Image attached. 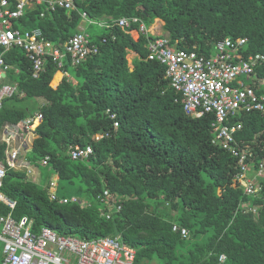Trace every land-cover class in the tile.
<instances>
[{
	"label": "trees",
	"instance_id": "trees-1",
	"mask_svg": "<svg viewBox=\"0 0 264 264\" xmlns=\"http://www.w3.org/2000/svg\"><path fill=\"white\" fill-rule=\"evenodd\" d=\"M9 2L14 8L16 0ZM82 12L101 23L103 33L89 34L97 53L77 66L65 63L69 76H58L49 60L34 78L22 49L4 52L17 92L4 98L0 109L5 168L0 195L15 206L0 200V215L27 216L35 232L47 226L81 239L119 235L136 249L134 264L154 258L160 264H216L221 255L222 264H264V170L256 177L259 190L245 193L237 158L211 143L214 114L185 113L165 66L146 58L148 40L155 36L132 34L137 22L117 24L120 17L136 16L150 26L158 18L173 48L206 56L214 53L216 41L242 37L240 51L247 58L264 48V0H73L72 7L54 10L33 3L13 26L39 27L45 39L63 44L78 31ZM129 51L138 55L132 68ZM250 82L264 93V64ZM37 113L41 119L31 150L19 148L16 164L9 165L11 142L3 139L4 131ZM238 121L235 139L251 152V176L264 161V115L243 112L229 120ZM97 132L105 135L93 140ZM87 143L89 156L70 155V147ZM31 169L45 177L44 183L29 178ZM52 174L74 185L79 202L49 199ZM106 189L110 196L101 198Z\"/></svg>",
	"mask_w": 264,
	"mask_h": 264
},
{
	"label": "built area",
	"instance_id": "built-area-1",
	"mask_svg": "<svg viewBox=\"0 0 264 264\" xmlns=\"http://www.w3.org/2000/svg\"><path fill=\"white\" fill-rule=\"evenodd\" d=\"M29 2L31 5L46 3L51 10L73 6L72 0H16L15 7L11 8L9 0H0V80L7 78L8 71L13 68L4 59V52L11 47H19L24 51L32 64L34 78L45 70L48 60L62 68L66 57L76 65L89 54L97 53V44L83 31L74 33L61 45L45 39L39 27H14L13 20L23 15ZM82 14L86 19V14ZM130 22L139 24L138 29H133L132 32L147 33V28L139 17H121L117 20L120 27H127ZM245 42L246 39L242 37H225L216 41L214 53L206 56L195 49H175L169 44L166 35L156 36L148 40L146 58L165 66V77L170 86L180 93L185 113L194 117H200L204 113L214 114L211 143L237 158L242 169L238 179L243 182L244 192L255 194L259 190V186L255 184L256 177L262 176L264 161L259 163L258 171L248 176L247 160L251 152L248 148L241 147L235 139L236 131L242 126L241 122H229L238 113L258 112L264 115V93L258 94L250 82L255 78L256 67L264 64V48L243 58L240 49ZM244 77L249 79L248 83ZM16 92L15 84L3 83L0 86V109L3 99ZM40 117V114L36 115L37 119ZM111 117H115V114H111ZM30 123L31 119H27L21 125L29 126ZM117 124L115 121L114 125ZM13 128L14 131L12 126L4 131L3 139L7 142L13 135H17L16 127ZM90 152V146L82 147L77 144L71 148L70 155L74 158L85 157ZM6 160L9 165L14 166L17 151L9 153ZM4 175L5 168L0 162V184ZM54 184L51 181L50 200H57L59 203L79 202L74 195H57ZM104 194L110 196L108 191ZM0 200L11 209L15 206L12 200L2 195ZM172 228L174 231L180 230L182 236L188 235L185 228L180 229L177 225ZM0 246V264H134L137 252L134 247L124 243L119 235L81 239L74 235L58 234L47 226H42L35 232L27 216L15 219L11 213L0 215ZM223 259L224 256L221 255L216 264H222Z\"/></svg>",
	"mask_w": 264,
	"mask_h": 264
},
{
	"label": "rangeland",
	"instance_id": "rangeland-1",
	"mask_svg": "<svg viewBox=\"0 0 264 264\" xmlns=\"http://www.w3.org/2000/svg\"><path fill=\"white\" fill-rule=\"evenodd\" d=\"M28 6H31V3L30 2H29V5ZM81 16L83 17V14H81ZM89 20L90 19H83L82 22H81V24H79L78 29H80V27L82 26V31H84L86 33L94 34V35L96 34L97 36L98 35H101L103 33V31H102L100 25L98 23H96V22H90L92 20H90V21ZM156 22L157 23H155V19H154L153 23L150 26H146V28H147V34L152 35V36H163L164 34L166 35V32L163 31V29H162V32H161L159 30V28H158V32L159 33H162V34H159V33H157L155 31L156 28L155 27L153 28V26H155V25H157L159 23L162 24L161 20H159L158 18L156 19ZM133 33H134V35H136L135 31ZM132 56L133 55H131L130 52L127 54V60L129 62V65H130L131 68H132L131 62L136 57L135 56L133 58ZM58 76H61V74H59ZM244 79L248 83L249 79H247L246 77H244ZM3 83L14 84V82L11 81V79L9 77L5 78L4 80H0V86ZM36 124H37V121H35L32 126H36ZM18 134L19 133H17V136L16 137H18ZM21 137H22V135H21ZM29 155H30V153L28 154V156ZM25 158L28 159L27 156ZM42 168L43 167H40V166L38 167V169L40 170V172H42ZM28 176H29V178H32L33 181L36 180L39 184L44 183L45 177H43L42 175L38 176V173H37V171L35 169H31L28 172ZM51 178L53 179V181L55 183L54 186H53V188H55V191H56L57 195H59V196H61V195L70 196V195H76L77 194L74 185L69 184V183H67V182H65L63 180L58 179L57 178V175H55V174H52L51 175ZM119 206H121V205H119ZM149 264H160V261L157 258H154Z\"/></svg>",
	"mask_w": 264,
	"mask_h": 264
},
{
	"label": "clouds",
	"instance_id": "clouds-1",
	"mask_svg": "<svg viewBox=\"0 0 264 264\" xmlns=\"http://www.w3.org/2000/svg\"><path fill=\"white\" fill-rule=\"evenodd\" d=\"M72 1H73V0H72ZM82 13H83V12H82ZM84 13H85V12H84ZM86 17H87V16H86ZM120 18H121V17H120ZM83 19H84V18H83ZM86 19H88V17H87ZM89 21H90V20H89ZM81 22H82V21H81ZM90 22H94V21L92 20V21H90ZM97 23L100 25L101 29L104 28V27H102L103 25H102L101 23H99V22H97ZM80 24H81V23H80ZM31 28H34V27H31ZM108 28H109V27H108ZM29 29H30V28H29ZM42 31H43V30H42ZM78 31H82V26L80 27V29H78ZM78 31H77V32H78ZM83 32H84V31H83ZM75 33H76V32H75ZM84 33H86V32H84ZM73 34H74V33H73ZM86 34H88L89 39H90V35H89V33H86ZM133 34H134V33H133ZM71 36H72V35H71ZM155 37H156V36H155ZM90 40H91V39H90ZM65 42H66V41H65ZM54 43H55V42H54ZM56 44H58V43H56ZM61 45H62V44H61ZM92 54H93V53H92ZM92 54H89V55H92ZM89 55H88V56H89ZM88 56H87V57H88ZM87 57H86V58H87ZM86 58H85V59H86ZM85 59H84V60H85ZM84 60H83V61H84ZM48 61H49V60H48ZM48 61H47V62H48ZM64 61H65V62H64V66H63V67H65V63H66L67 61H68L72 66H77V65H79V64L81 63V62H80L79 64L74 65V64H72V62H71V60H70L69 57H66ZM83 61H82V62H83ZM52 63H53V62H52ZM53 64L56 66L55 63H53ZM63 67H62V68H58V67L56 66V68L60 71L61 76H63V75H64V76H65V75H66V76H69V73H68L65 69H63ZM16 89H17V88H16ZM106 112H107L108 116H109L111 119H115V118H116V114H115V113L110 112V110H107ZM37 114H39V113H37ZM37 114H36V115H37ZM111 114H115V117H111ZM36 115L33 116V119H31V123L29 124V126L21 125V123L24 122V121H21V122H19L17 125L12 126L13 131H14V128H13V127H16V132H17V133H18V127L23 128L22 126H24V128H26V129H27V128H31L32 125H33V123H34L35 121H37V124H36V126H37L38 123L40 122L41 117H40L39 119H37V118H36ZM40 115H41V114H40ZM29 119H30V118H29ZM25 121H26V120H25ZM114 122H115V121H114ZM114 122H113V124H114ZM116 122H117V121H116ZM117 123H118V122H117ZM117 125H118V124H117ZM117 125H114V126H117ZM36 126H35V127H36ZM35 127H34V129H33V133H34L33 135L36 137ZM21 135H22V134H21ZM104 135H105V134L102 133V132H97L96 134L93 135L92 138H93V140H98V139L102 138ZM16 136H17V135H13L12 138H15V139L18 138V137H16ZM12 138L9 140L8 143L11 142ZM80 146H81V145H80ZM86 146H90V147H91V152H92V145L89 144V143H87V144L83 145L82 147H86ZM73 147H74V146H73ZM19 148H23V149H25V148H24V144H22V145L20 144V145H18L17 147H11L12 150H11V149H10V150H11V152H12L13 150H16V151L18 152V149H19ZM71 148H72V147H70V150H71ZM25 150H26V149H25ZM91 152H90L89 154H91ZM89 154H88L87 156H89ZM87 156H85V157H87ZM85 157H82V158H85ZM37 172H38V171H37ZM38 176H39V173H38ZM31 179H32V178H31ZM35 181H36V180H35ZM51 181H53L52 178H51V180H50V183H51ZM50 183H49V185H50ZM50 186H51V185H50ZM51 189H52V188H51ZM105 191H108V190L106 189V190H104V192H105ZM104 192H103L102 195H100L101 198H102V197H107V196L104 194ZM108 192H109V191H108Z\"/></svg>",
	"mask_w": 264,
	"mask_h": 264
},
{
	"label": "crops",
	"instance_id": "crops-1",
	"mask_svg": "<svg viewBox=\"0 0 264 264\" xmlns=\"http://www.w3.org/2000/svg\"><path fill=\"white\" fill-rule=\"evenodd\" d=\"M157 19V18H156ZM156 19H155V23H157L156 22ZM160 20V19H159ZM160 24V25H159ZM159 24H157V25H155V26H153V28L155 27L156 28V32L157 33H159L158 32V28H159V30L162 32V24L161 23H159ZM134 32V31H133ZM133 32H132V34H133ZM159 34H162V33H159ZM165 35V34H164ZM130 52V51H129ZM128 52V53H129ZM130 54L131 55H133L132 57L134 58L135 56H138L135 52H130ZM23 128H21L20 127V129H22L21 130V132L19 131V134H18V138H12V140H11V147H17L18 145H22V144H24V148L26 149L25 151H29V150H31L30 148H31V145H32V140H33V138H35V136L33 135L34 133H33V129H34V127L35 126H32L31 128H24V126H22ZM21 134H22V137H21ZM38 173V172H37Z\"/></svg>",
	"mask_w": 264,
	"mask_h": 264
}]
</instances>
